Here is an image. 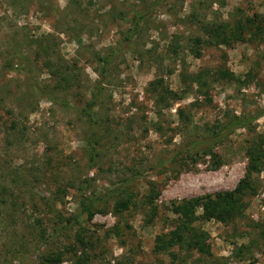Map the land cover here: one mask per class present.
<instances>
[{"label": "rangeland", "instance_id": "obj_1", "mask_svg": "<svg viewBox=\"0 0 264 264\" xmlns=\"http://www.w3.org/2000/svg\"><path fill=\"white\" fill-rule=\"evenodd\" d=\"M255 16L264 0H0V264H46L57 252L75 264L77 232L86 264H264V159L249 172L246 153L264 137V39H229ZM218 26L224 44L210 31ZM99 80L90 129L82 110ZM166 89L180 99L166 94L157 108ZM261 112L253 132H209L227 113ZM194 141L206 153L189 158L182 152ZM126 179L132 200L122 213L105 196L100 212L67 227L84 199ZM241 181L249 188L239 212L224 221L197 208L184 227L174 212ZM176 232L182 241L169 245Z\"/></svg>", "mask_w": 264, "mask_h": 264}, {"label": "trees", "instance_id": "obj_2", "mask_svg": "<svg viewBox=\"0 0 264 264\" xmlns=\"http://www.w3.org/2000/svg\"><path fill=\"white\" fill-rule=\"evenodd\" d=\"M74 2H77L78 0H71ZM160 1V0H157ZM137 21L135 22V26L133 31H136L138 29V25L140 23V20L143 18V16L138 17ZM218 30H210L211 33H213V38L216 39V41L220 42L221 44H224L228 37H226L225 29H222L220 26H218ZM247 32L250 36L255 37H262L264 39V17L255 16L254 19H251L245 24V26L241 25V23H237L234 28H231L229 30L230 40H237L242 41L244 40V32ZM229 42V41H228ZM197 57L200 56L198 52H196ZM110 62V59L108 56H105L104 58H100V60H97V64L100 65V72L98 74L99 78L106 77L107 72V66ZM224 74V73H223ZM224 74L223 76H225ZM230 78L232 77L231 74H229ZM59 77L62 81L66 79V77L59 74ZM198 78V77H197ZM196 81V80H195ZM197 81H200V78L197 79ZM196 81V82H197ZM200 88L202 86L198 84ZM104 88V82L100 81L94 85V90L92 92L91 101L87 105L85 109L82 110V113L84 117L87 120V123L89 124L90 129H93L94 123L96 122V114L93 112V108H95V103L100 98L102 94V90ZM41 92V90H37ZM164 95L159 94L157 95V99L155 101V106L157 108L161 107V105H164L166 94L170 97L176 96V99L179 100L180 98L176 94H172L169 90H164ZM42 96L49 100H55L59 102L53 95L52 92L49 94L47 91L41 92ZM61 103V102H60ZM178 116L182 118L183 112L180 109L178 112ZM263 112L259 113L255 117L247 118V116L240 115V116H234L230 114H226V119L224 123H218L213 128L209 129V132H211L215 137L216 140H220L224 137H228L233 132H235L238 129H244L247 130V132H253V129L251 128V123L254 121L256 117H260ZM192 128V127H191ZM93 134V133H92ZM90 144V142H88ZM216 143V142H214ZM90 146V145H89ZM198 143L193 142L192 144H189L185 147L182 153L185 154V156L192 158L194 156H198L200 152L206 153L205 150L198 149ZM246 153L249 157V165L248 170L249 172L257 171L260 164L263 162L264 159V137L257 136L255 139L251 140L246 148ZM174 160V158H172ZM170 160L168 161H161L158 166L164 167L165 164H168ZM171 164V163H170ZM218 166V163L216 164ZM248 179V178H247ZM131 180L126 179L122 182L121 186L118 188H115L108 193H105L104 195L95 196L93 199H84L78 209L75 211V213L67 218L65 220L67 227L72 224L74 221L77 223V219L79 216L86 214L87 217L90 219L95 211L100 212L98 209L94 210L96 207V204L99 203L105 196H111L115 195L117 197L114 209L115 213L120 214L122 213V206L131 202L132 197L129 194L127 187ZM249 181H241V183L233 190V191H226V192H219L213 196H206L202 198H193L189 199L187 201H184L180 204H173V209L176 214L180 216L181 224L184 227H189L190 222H192L195 219V210L197 208H200L203 210V214L208 219H215L218 221H224V219L228 218L231 213L239 212L240 206H241V199L242 196L245 193V190L249 188L248 185ZM154 191H151L150 194H152ZM158 193L155 192L154 196H157ZM153 196V197H154ZM148 199V198H147ZM152 197H149V200L152 201ZM157 213V209L153 208L152 215H155ZM64 227H57L55 228L54 232H58V230H65ZM198 238L197 235H194V239ZM183 236L176 232L171 235V238L169 239V245H172L174 243H177L178 241H182ZM193 241L189 242L192 243ZM76 243L83 249L82 255L75 258V264H86L88 257L84 254L86 253L85 246L87 243L83 240V236L77 232L76 235ZM76 245V246H78ZM75 246V247H76ZM75 247L70 248L71 252L74 254ZM69 249V250H70ZM68 251V250H66ZM64 252H57L56 254H48L41 258V261L46 264H60V262L63 259Z\"/></svg>", "mask_w": 264, "mask_h": 264}]
</instances>
